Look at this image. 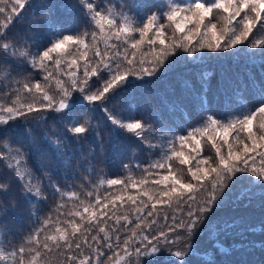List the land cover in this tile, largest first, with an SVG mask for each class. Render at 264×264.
Segmentation results:
<instances>
[{
  "label": "snow or ice",
  "instance_id": "1",
  "mask_svg": "<svg viewBox=\"0 0 264 264\" xmlns=\"http://www.w3.org/2000/svg\"><path fill=\"white\" fill-rule=\"evenodd\" d=\"M61 11L69 15L79 12L87 27L74 30L79 25L63 21L58 15ZM37 16L48 38L33 46L30 37L13 28ZM144 46L150 50V58L143 53L137 59ZM204 49L218 55L231 50L233 55L243 53L261 61L258 75L248 73L239 89L241 101L232 106L235 115L227 119L204 116L209 110L201 99L202 124L185 129L186 134L132 118V106L139 103L128 91L133 79L143 81L167 73L184 54L199 59L205 55ZM24 71L29 75L24 76ZM0 72L6 80L0 87L7 89L5 95L10 98L9 103H0V135L14 122L39 128L48 113L59 114L66 121L63 135L50 136L46 129L40 138L65 167L76 156V152L65 156L67 145L75 143L81 152L87 149L93 159L102 146L97 126L86 114L97 109L111 125L113 138L124 134L149 151L163 148L159 159L144 167L133 166L145 174L140 179L129 174L101 181L109 188L128 191L126 196L93 197L88 191L86 197L94 200L89 204L76 192L68 193L79 204L68 213L67 226L61 227L57 220L52 227L49 215L19 247L7 255L0 251V264H45L54 253L64 256V264H192L201 233L218 239L237 226L227 216L212 219L216 211L227 213L245 196L249 204L255 199L253 193L241 192L233 200L237 184L258 189L264 209V0H155L138 2L132 9L119 0H0ZM206 91L202 83L199 95L205 97ZM22 96L32 102H22ZM117 96L124 97L127 118L109 110ZM171 103L179 105L180 101ZM152 118L155 120V114ZM27 131L31 133V129ZM241 133L246 134L243 139ZM89 137L97 142L94 147H87ZM205 137L215 158L201 155ZM153 138L163 144L153 143ZM185 146L191 148V155L185 154ZM225 146L226 153L222 151ZM19 157L26 163L23 147L16 148L15 155L0 150V162L15 160L14 165H7L9 176L0 174V195L8 194L16 182L26 203L45 198L40 182L22 167ZM174 161L188 166L187 181L178 175ZM47 186L60 192L50 178ZM131 189L137 194H131ZM201 191L206 192L203 201L197 198ZM126 205L135 213L132 218L127 211L118 214ZM168 208L173 209L171 214L161 212ZM0 211L7 209L0 207Z\"/></svg>",
  "mask_w": 264,
  "mask_h": 264
},
{
  "label": "trees",
  "instance_id": "2",
  "mask_svg": "<svg viewBox=\"0 0 264 264\" xmlns=\"http://www.w3.org/2000/svg\"><path fill=\"white\" fill-rule=\"evenodd\" d=\"M126 2L131 5L130 9H132L138 2L155 3V0H126ZM78 14L80 13L71 12V15H69V13L63 11L58 13L59 17L66 23L72 22V15L76 16ZM38 17L36 20H26L13 28L14 32L30 37L29 43L33 46L46 43L48 38V33L44 30V24L40 23L41 20ZM72 23L75 25L76 22ZM77 23L79 26L75 27L74 30L82 31L85 29L86 25L82 24V18ZM31 25L34 28H31ZM24 29H33L34 33L30 35ZM223 57L225 58L223 60L216 59L202 63L188 61L180 65H174L167 73H162L150 79L145 78L143 81L133 79L128 91L135 94L139 103L132 106V118L144 119L157 128L163 124L166 130L174 128L177 134H186L185 129H191L202 124L201 99L206 101L204 107L209 110L208 113H203L204 116L212 114L218 119H227L235 115L232 106L239 104L241 101L239 89L243 86L248 73H252L253 76L258 75V66L261 61L258 57L249 58L243 53L233 55L228 52ZM206 68L210 69L211 73L205 79L207 73L204 70ZM23 75L28 76L29 72L24 71ZM34 78L39 79L40 77ZM185 82H187V87ZM202 83L207 89L205 97L199 95ZM54 89L55 85L53 84L51 91L54 92ZM6 91V88L0 87L1 97H4L3 99L7 102L9 97L2 95ZM123 99L124 97H115L108 107L110 111L118 116L127 118L129 110L123 103ZM177 100L180 101L179 105L171 103ZM21 101L32 102L31 98L27 96H22ZM249 107H252L251 101H249ZM86 114L92 118V123L97 126L102 146L97 149L93 159L88 155L87 149L81 152L77 150L75 143L67 145L66 148L69 151L65 152L66 157L70 152H76L74 159L68 161L67 167L57 161L47 143L40 138L41 133L46 129L49 130L48 134L50 136L63 135L66 121L59 119V114L48 113L46 123L39 128L32 123L25 125L20 121L14 122L3 134L8 143L16 145L17 148L23 147L25 153H27L25 164L28 171L34 174V179L40 182L38 186L41 187L45 197L43 199H30L26 203L21 195L20 185L16 182L11 184L8 194L0 195V207L7 209V211H0V251H3L5 255L13 248L23 244L25 238L33 229L39 227L49 215H51L54 222L52 227L55 226L57 220L61 227H66L67 225L64 222L71 219L68 213L75 210L74 205L79 204V201L68 198V193L76 192L81 200L89 204L94 203V200L92 197H86L85 194L88 191L93 192V197L95 195L103 197L108 194L115 196L118 193L126 196L128 191L122 190L119 186L109 188L106 183L102 184L101 181L112 178H125L129 174L136 179H140L145 174L141 172L140 168L133 166L138 164L144 167L149 162L160 158L163 148L149 151L137 140L124 134H121L118 138H113L115 134L110 131L111 125L99 109ZM153 114H155V120L152 118ZM157 120L159 123H156ZM27 129H31L30 134ZM32 137H35V139L33 140ZM110 138H112L111 143ZM202 140L204 141V139ZM152 142L163 144V141L159 138H153ZM95 143L97 142L89 137L87 147H94ZM191 146L195 147L193 143ZM210 146L209 142L207 145L205 143L202 156L211 155L215 158V150L211 149ZM0 150L5 151V146L0 145ZM183 150L186 155L192 154L191 148L188 146H185ZM193 164H195V161H193ZM125 165L128 167L126 168ZM173 165L174 168L178 169V175H181L187 181L189 179V174L186 172L188 166L179 165L178 161H174ZM44 173H47V176L43 175ZM0 174L5 177L10 175L5 161L0 162ZM49 178L59 187V193L53 192L51 187L47 186ZM234 189H238V186L236 185ZM130 191L133 195L137 194L136 189ZM205 196V191L197 193V198L201 201ZM59 205H63V207L57 211ZM125 211H127L130 218L135 215L127 205L118 214L122 215ZM163 211H168L171 214L173 209H161V212ZM79 222L77 218V223ZM111 223L112 221H109V224ZM230 236L231 234H227L225 239L222 240L224 245L231 244L234 239L239 243L246 242L248 245H253L254 249L241 255L236 252L229 254L228 251H225V248L217 259L207 256L195 261V264H264L263 233L252 231L246 239L230 238ZM257 236L259 237L256 238ZM64 259V256L59 253L50 254L45 264H64ZM3 264H7V261ZM108 264H112V262L109 261Z\"/></svg>",
  "mask_w": 264,
  "mask_h": 264
},
{
  "label": "rangeland",
  "instance_id": "3",
  "mask_svg": "<svg viewBox=\"0 0 264 264\" xmlns=\"http://www.w3.org/2000/svg\"><path fill=\"white\" fill-rule=\"evenodd\" d=\"M119 4H122L124 7L127 6L128 8L125 7L126 9H130V6H131L129 3L126 2V0H119ZM38 18H40V17H38ZM71 18H72V20H71L72 22H74V21L76 22L75 24H78L77 21H79L82 18V24H84L82 14H78L76 16L72 15ZM40 20H41L40 23L43 24V21L41 18H40ZM33 25H31V28H34ZM86 27L87 26H85V28ZM32 30L27 29L25 31L29 32V34L31 35V33H34ZM169 34L171 35V33H169ZM101 47H103V46L101 45ZM238 47H240V46H238ZM203 52L205 53V55L199 59H193L192 57H188L187 54H184V56L182 58H180L175 64H173V66L174 65H180V64L186 63L188 61L195 62V63H202V62H206V61H210V60H216V59L223 60V59H225L223 57V55L226 56L228 54V52H227L223 55H218L216 53L209 51L208 49H204ZM229 52H231V50ZM143 53H147L146 58H150V56H149L151 54L150 50L147 48V46H144V48H142L140 52H137V59H140L142 57ZM177 56H180L179 51L177 52ZM169 59L172 60V59H176V58L170 57ZM217 62H220V61H217ZM204 72L207 73V75H209L211 73L210 69H208V68H206L204 70ZM3 75L4 74L2 72H0V82L6 83V80H3ZM158 75H160V74H158ZM2 95H5V94H2ZM3 98L1 97V93H0V103H4V102L9 103L10 98L8 99L7 102ZM12 99H15V98L13 97ZM3 100H4V102H3ZM245 135H246L245 133H241V138L243 139L245 137ZM192 143L195 145L194 141ZM205 143H206V145L208 143L206 137L204 138V141L203 140L201 141L202 152L204 150ZM0 145H3V146L7 145V147H5V151L7 153H10L11 155H15V150H16L17 146L8 143L6 141V138H4L3 135H0ZM210 148L213 149L211 146H210ZM222 151H224L226 153V151H227L226 146L224 148H222ZM202 152H201V155H202ZM19 159H21L22 167L25 170H28V167L25 164L23 157H19ZM5 163H6V165H8V163H11L14 165L15 160L5 161ZM237 186H238V189L233 190L232 199L235 200V198L237 196H239L241 194V192L253 193L254 197H255L253 202L251 204H249L247 202V196H245L244 198L240 199L237 203L231 205V207L227 213H225L223 210H217L216 214L212 217V219H216L217 217H220V216H227V218L234 219L236 221L237 226L235 228H233L231 230V232L228 233V234H231L230 238H237V239L238 238H243V239L245 238L246 239L247 236H249L252 231L264 234V209H262L260 201H259L260 191L258 189H253L252 186H245L243 183L237 184ZM221 235H223V236H221ZM221 235L219 236L218 239H213V238H210V236L205 235L204 233H201V235L196 238L197 250H196V253L191 257L192 264H195V261H199V260H201V258L207 257V256L212 258V259H217L219 256H221V252L225 248H226L225 251H228L229 254L236 252V253H239L241 255H243V254L249 252L250 250L254 249L253 245H248L246 242L239 243V242L235 241L234 239H233L231 244L224 245L222 243V240L225 239L227 234L226 235L221 234ZM258 237L259 236H257L256 238H258ZM257 241H259V240H257ZM263 243H264V238H263Z\"/></svg>",
  "mask_w": 264,
  "mask_h": 264
}]
</instances>
